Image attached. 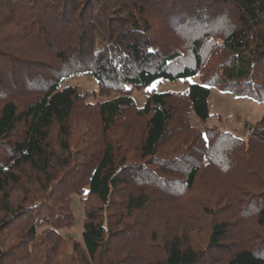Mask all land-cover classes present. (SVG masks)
<instances>
[{"label": "trees", "instance_id": "16d2710c", "mask_svg": "<svg viewBox=\"0 0 264 264\" xmlns=\"http://www.w3.org/2000/svg\"><path fill=\"white\" fill-rule=\"evenodd\" d=\"M82 74L121 95L63 87ZM161 80L188 87L127 95ZM212 87L264 103V0H0V264H264V115L194 127ZM153 217L204 240L144 254Z\"/></svg>", "mask_w": 264, "mask_h": 264}, {"label": "rangeland", "instance_id": "374dc122", "mask_svg": "<svg viewBox=\"0 0 264 264\" xmlns=\"http://www.w3.org/2000/svg\"><path fill=\"white\" fill-rule=\"evenodd\" d=\"M7 46L11 47L9 43ZM13 48V47H12ZM196 79L191 82H196ZM75 87L81 93L87 94L90 103L102 102L118 97L120 92L105 90L101 91L99 85L89 74L75 75L68 81L63 83V87ZM188 87V83L183 81L169 82L161 80L153 83L146 89L134 88L127 91V95L132 97L139 107H142L146 101V97L151 92H184ZM211 95L208 100L210 115L207 123L201 124L195 115H191L192 124L194 127L203 130L205 127L217 128L224 132H229L236 137L247 139L248 127L254 126L264 115V103L255 102L248 98H239L233 91L222 90L212 87L210 89ZM212 195H215V193ZM84 196H74L71 207L74 213V224L70 228L60 230L61 236L66 243L64 244V251L69 255L72 251L73 242L82 243V236L84 232V210L85 205L81 201ZM204 222H201L200 231H202ZM147 229L143 228L142 234L144 235ZM187 229L182 222L165 220L164 218L153 217V232L148 230V237L141 241V250L144 254L156 252L158 257H161V251L157 248L155 239L160 237V242L165 245L166 242L175 240L178 237L182 239H191L192 245L199 246L204 238L202 235L193 234ZM162 235V236H161ZM204 235V234H203ZM153 239V240H152ZM200 240V241H199ZM185 241V240H184ZM189 242V241H187ZM190 244V242H189ZM152 249V250H151Z\"/></svg>", "mask_w": 264, "mask_h": 264}]
</instances>
